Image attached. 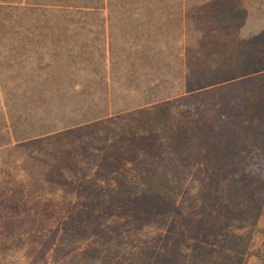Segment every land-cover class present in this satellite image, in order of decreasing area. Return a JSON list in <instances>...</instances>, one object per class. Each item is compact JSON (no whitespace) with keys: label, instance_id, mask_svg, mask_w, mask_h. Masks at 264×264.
I'll use <instances>...</instances> for the list:
<instances>
[{"label":"trees","instance_id":"16d2710c","mask_svg":"<svg viewBox=\"0 0 264 264\" xmlns=\"http://www.w3.org/2000/svg\"><path fill=\"white\" fill-rule=\"evenodd\" d=\"M253 262L264 0H0V264Z\"/></svg>","mask_w":264,"mask_h":264},{"label":"rangeland","instance_id":"374dc122","mask_svg":"<svg viewBox=\"0 0 264 264\" xmlns=\"http://www.w3.org/2000/svg\"><path fill=\"white\" fill-rule=\"evenodd\" d=\"M143 22L144 21H142V23ZM150 46H151V44H150ZM145 63L148 65L147 61L146 62L142 61L138 64V72L143 75L140 78V82L141 83L143 82L142 84H145L149 79H151V77L153 75H156V72H157V71L153 70V65H151V64L149 65L148 68H146ZM172 67H174V64H172ZM172 70H174V72H175V69H172ZM149 89H150V87L149 88H143V90H145V91L149 90ZM253 264H256V262H253Z\"/></svg>","mask_w":264,"mask_h":264},{"label":"crops","instance_id":"0c3cea01","mask_svg":"<svg viewBox=\"0 0 264 264\" xmlns=\"http://www.w3.org/2000/svg\"><path fill=\"white\" fill-rule=\"evenodd\" d=\"M139 51H141V49H139Z\"/></svg>","mask_w":264,"mask_h":264}]
</instances>
